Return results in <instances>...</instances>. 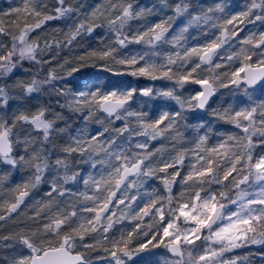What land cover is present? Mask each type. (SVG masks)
Segmentation results:
<instances>
[{"label": "snow or ice", "instance_id": "1", "mask_svg": "<svg viewBox=\"0 0 264 264\" xmlns=\"http://www.w3.org/2000/svg\"><path fill=\"white\" fill-rule=\"evenodd\" d=\"M160 5L116 0L82 12L83 4L70 0L51 7L48 0H19L0 10V184L13 172L27 175L10 189L7 215L41 185L49 189L32 217L38 226L16 234L21 248L3 257L5 264H264V99L255 96H264V31L241 37L238 27L264 24V0H249L236 12L224 0L208 7L198 0ZM165 9L172 15L148 20ZM53 21L66 22L63 40L41 43L40 32ZM131 21L142 23L132 29ZM97 29L109 35L93 36ZM84 37L98 39L100 47L79 57L66 76L91 66L166 83L104 84L93 76L75 90L57 86L65 79L52 67L58 50ZM133 44L142 50L129 48ZM225 66L230 70L216 71ZM229 85L247 103L213 108L212 97ZM45 94L62 97L59 108L78 114L84 126L69 131L50 102L32 104ZM157 99L173 102L171 111L150 115L144 105ZM205 113L236 131L214 130L202 121ZM89 121L102 127L89 133ZM116 121L120 127H109ZM189 130L194 147L185 149ZM214 132L219 139L210 145ZM156 140L173 142L167 158L157 156L160 148L148 151ZM85 164L96 171L78 170ZM178 177L181 188L173 195ZM149 180H160L165 194L148 191ZM146 216L152 222L143 225ZM125 221L136 223L112 232ZM161 247L172 258L145 259Z\"/></svg>", "mask_w": 264, "mask_h": 264}, {"label": "trees", "instance_id": "2", "mask_svg": "<svg viewBox=\"0 0 264 264\" xmlns=\"http://www.w3.org/2000/svg\"><path fill=\"white\" fill-rule=\"evenodd\" d=\"M70 2H72L73 4H77V3L83 4V8L81 9V11L87 12L90 10L91 6L102 5L104 7H107L110 2L115 3L116 0H70ZM198 2L204 5L205 7H208L217 3L218 0H198ZM224 2L229 6V10H231L232 12H236L242 10L245 7V5L249 2V0H224ZM18 3L19 0H0V10H7L10 7V5H16ZM48 3L49 6L51 7L52 4L55 3V0H48ZM134 3L137 6H145V5L151 6L152 4H156L162 7V5H160V0H134ZM169 3H174V1L169 0ZM157 11H159V8L157 9ZM165 15H172V12L168 9H165L164 12H160L159 15L149 16L148 20L156 22L159 19H163ZM141 23L142 21L130 22L132 29L138 28L141 25ZM180 23L181 21L177 20L175 25H173V30H175L176 26L180 25ZM238 27L244 29V31L240 33L241 37L245 36L249 31L255 32L257 34H259L261 31H264V24H261L258 21L255 24H248L247 22H245L244 24L238 25ZM66 30L67 29H66L65 21H53L50 22L49 25L47 26V31L40 32L38 39L41 41V43L45 39H48L49 41L53 39L63 40L64 38L63 32ZM102 31H104L106 36L109 35L106 30L97 29L96 32L93 33V36H97V34L101 33ZM99 47L100 44L98 39H93L92 37L78 38L77 41L73 42L72 46L67 48H61L58 50V56L55 60L52 61V67L55 69V71L58 74L65 75L66 71L70 70L72 66H79V64L81 63L79 57L87 56V54L90 51ZM129 48L138 51V50H142V45L133 44V45H129ZM168 50L170 51L171 49L169 48ZM48 55L49 54H46L45 58H47ZM65 61H68V63H65ZM60 65H62L63 67H60ZM228 70H230V68L228 66H225L220 69H217L216 71L224 72ZM203 74L207 75V73H203ZM41 75H43V73H41ZM93 76L103 77V80L100 81V83H104V84H107L110 81H123V82H131V84L136 87L147 86V85H154L156 87H161L164 83H166L164 81L151 82L144 78H137L129 75L114 76L111 73L100 71L98 68H93L91 66L82 68L79 73H74L73 76L71 77L65 75L64 80L58 81L56 83L57 86H64L75 90V88L78 85H80V81ZM222 79H226V78L222 77ZM93 82L95 83V81ZM255 96L256 98L264 99V96H261L260 93H256ZM57 99H60L61 102H63L62 97L58 98L54 94L53 95L45 94L43 97H41V100L39 102L33 101L32 104L50 102L53 109L63 112L65 116V120L61 122V127H64L66 123L68 125L69 131H71L72 129H78L83 127L84 122L81 119V117L78 114L71 113L64 109L59 108V106L56 104ZM246 103H247V97L244 95L243 92L235 89L234 85H229L228 88H219V90L216 93V96L210 102L213 108H226L229 105L236 106V105H243ZM172 106H173V102L157 99L154 103L144 105V108L149 111L150 115L154 116V115H158V110L171 111ZM137 107H140V105H137ZM201 119L205 123L211 121L213 129L219 130V132L228 133L231 131H236L232 125L217 121L210 114L207 113L202 114ZM120 126H121V122L116 121L114 125H110L109 127H120ZM101 127L102 125L89 121L87 124V131L89 133H94L96 129H99ZM189 132L190 130L185 132L186 142L181 145L185 149H192L194 147V144L192 143L194 137L190 135ZM67 139H68L67 136L63 137L64 141H66ZM139 139H143V138L141 137ZM218 139H219L218 135L214 132L213 135L210 137L209 144L211 145L213 143H217ZM56 142L62 143V140L60 138H57ZM172 144L173 142L170 140L150 141L148 151H153L155 148H160L162 149V151L158 153L157 156L167 158L169 152L172 149ZM153 159H156V157H154ZM188 163L189 160L186 158L185 165H187ZM82 169H88L89 171H93V172L96 171L90 169L89 166L86 164L78 165V170H82ZM169 171H171V169ZM186 171H187L186 168L182 170L181 176H183ZM81 174L83 175L84 172L81 171ZM160 175L163 176L162 173ZM25 179H27V175L25 172H19V173L13 172L6 181L0 184V215L6 216L5 220L0 221V238L4 236L13 237V239L6 241L0 240V264H5L3 257L10 256L11 254H13V252L21 248L18 238H16V234L21 232L27 233L29 230H34L38 226V222L32 219V217L35 216V213L37 211V202L38 201L45 202L48 199V197L46 196V193L49 190L48 186L46 184L41 185L39 189L32 191L29 197L25 198V203L21 205L20 209H18L17 212L12 213L10 216H8L7 206L8 204L13 202V193L11 192L10 189L14 188L15 185L17 184L22 183ZM148 185H150L151 187H148ZM148 185H145V188L148 191H151L154 188L158 190V194L160 195L165 194L164 186L160 180H149ZM213 187L215 188L216 186ZM180 188H181L180 178L178 177L177 184L173 186V195H177ZM77 190L84 191L85 189L82 184H78ZM140 191L141 193H143L145 189L142 188L140 189ZM117 195L119 196L120 193L118 192ZM72 202L76 203L77 201L73 199ZM136 203L139 204L140 199H138ZM151 222L152 221L150 217L148 216L144 217L143 225H147ZM135 223H136L135 221H131V222L125 221L123 224H115L112 229V232L118 235L119 230L125 229L126 227H131V225ZM109 235H111V233ZM4 245H11V246L5 247ZM24 251L26 252L27 250L25 249ZM98 254H102V253L99 252L93 253V256ZM163 258H171V256L162 247L153 249L152 254L150 256H145V259H151L153 261H160Z\"/></svg>", "mask_w": 264, "mask_h": 264}, {"label": "water", "instance_id": "3", "mask_svg": "<svg viewBox=\"0 0 264 264\" xmlns=\"http://www.w3.org/2000/svg\"><path fill=\"white\" fill-rule=\"evenodd\" d=\"M171 1H174V0H171ZM216 96V94L212 97L211 101L214 99V97ZM210 101V102H211ZM169 255L171 256V254L169 253Z\"/></svg>", "mask_w": 264, "mask_h": 264}, {"label": "rangeland", "instance_id": "4", "mask_svg": "<svg viewBox=\"0 0 264 264\" xmlns=\"http://www.w3.org/2000/svg\"><path fill=\"white\" fill-rule=\"evenodd\" d=\"M197 243H199V241H198ZM171 258H172V257H171Z\"/></svg>", "mask_w": 264, "mask_h": 264}]
</instances>
